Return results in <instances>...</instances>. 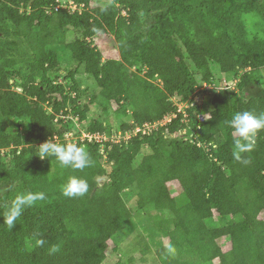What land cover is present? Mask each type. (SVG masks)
<instances>
[{
	"label": "trees",
	"instance_id": "1",
	"mask_svg": "<svg viewBox=\"0 0 264 264\" xmlns=\"http://www.w3.org/2000/svg\"><path fill=\"white\" fill-rule=\"evenodd\" d=\"M97 1L0 0V264H132L148 244L158 264H264V131L237 160L225 124L264 113V0ZM213 65L234 87H215ZM114 117L119 140L97 141ZM47 140L85 146L91 165L41 159ZM70 175L85 195L62 194ZM28 191L45 199L9 229ZM130 229L137 243L120 244Z\"/></svg>",
	"mask_w": 264,
	"mask_h": 264
},
{
	"label": "clouds",
	"instance_id": "2",
	"mask_svg": "<svg viewBox=\"0 0 264 264\" xmlns=\"http://www.w3.org/2000/svg\"><path fill=\"white\" fill-rule=\"evenodd\" d=\"M225 124L233 130L234 156L237 160H241L243 153L253 150L258 134L264 131V113L256 114L249 110L238 111L229 120L225 121ZM96 136L100 135L94 134L93 137L96 138ZM81 137H88V140H90L92 134L82 132ZM38 156L41 159L54 156L61 166L73 170H83L91 165L90 155L86 147L76 143L59 144L47 140L39 146ZM244 162L248 163V161ZM87 191V180L75 175L68 176L62 186V194L67 198L83 196ZM44 199V192L28 191L16 194L2 213L3 223L9 229L14 228L16 221L22 216L26 208L32 207L37 201H43ZM39 243L43 244L44 241L40 240ZM166 250L169 255L174 256L176 254V248L171 244L167 245ZM51 251H58V246L54 245Z\"/></svg>",
	"mask_w": 264,
	"mask_h": 264
},
{
	"label": "rangeland",
	"instance_id": "3",
	"mask_svg": "<svg viewBox=\"0 0 264 264\" xmlns=\"http://www.w3.org/2000/svg\"><path fill=\"white\" fill-rule=\"evenodd\" d=\"M62 1H66V0H62ZM102 1L104 3V2H107L108 0H98L97 2L101 3ZM250 16L251 15H246L245 18L250 17ZM250 25H251V22H250V20H248V26H250ZM99 44H102V40H100V42H98V45ZM102 52H103L102 53L103 57L105 59L109 58V57H117L118 56V51H117L116 47L114 45H112L110 41H106L103 43ZM59 59L62 61L63 67L66 64L71 65V63L67 61V56H64V57L61 56V57H59ZM212 70H213V73H214V75L218 81V82H213V83H215L216 88H223L226 86L234 87V84L236 82L234 80H231V78L229 77L230 75H226V74L220 72L219 68L215 65L212 66ZM261 74H262V76H264V70L263 69H262ZM78 79L81 81L82 87L88 86V88L91 89L92 91L97 89L96 82L93 79H91L90 77H86V76L82 75V76H79ZM203 86H205V85H203ZM210 86H209V84L206 85V87H210ZM212 86H213V84H212ZM174 99L175 98L173 97L172 100L174 101ZM183 106H185V105L184 104H178L179 110L182 109ZM91 115L95 118H98V119H102L104 117L103 115L101 116V113L96 112L95 106H91L89 116H91ZM125 117L127 120L131 119V117H132L131 112L127 111V114ZM118 120L119 119L117 117H114L113 119L106 118L104 120V124L105 125H111L112 132L110 133L109 136H105V135L104 136H96L97 141L100 140V137L102 138L103 141L111 140V139L119 140V137L121 134L114 131V130L120 131L119 129L116 128V126L117 127L119 126ZM130 121H132V120H130ZM77 122L78 121H76L75 125H77V128H78L79 125ZM145 127L150 128L151 126L149 124H146ZM146 131H147V129H146ZM133 132H137V129H134ZM67 136L70 137L71 133H68ZM128 136H129V134L126 135V137H128ZM123 137H124V135H123ZM57 140L58 139H56L55 141H57ZM100 147H102V144ZM171 187H172V189H174V191H177L179 189L178 186H176L174 184L171 185ZM134 227H137V223ZM134 229H136V228H133V230ZM132 233H133L132 229L128 230V232L123 237L120 238V244L127 245V244H131V242L137 243V238H134V236H132V238H131ZM112 243L113 242H111V241L109 242L110 247L112 246ZM147 246H148V249L143 254L140 253L139 250H135V252H133L134 251L133 250L130 254H127V256L129 257V255H131L133 253L134 261L132 264H140V263L141 264H158L156 257H155V254H154V248L150 244H148Z\"/></svg>",
	"mask_w": 264,
	"mask_h": 264
},
{
	"label": "built area",
	"instance_id": "4",
	"mask_svg": "<svg viewBox=\"0 0 264 264\" xmlns=\"http://www.w3.org/2000/svg\"><path fill=\"white\" fill-rule=\"evenodd\" d=\"M137 131H138V129H137ZM134 133H136V132H134Z\"/></svg>",
	"mask_w": 264,
	"mask_h": 264
}]
</instances>
